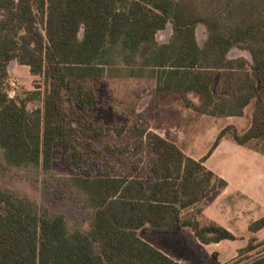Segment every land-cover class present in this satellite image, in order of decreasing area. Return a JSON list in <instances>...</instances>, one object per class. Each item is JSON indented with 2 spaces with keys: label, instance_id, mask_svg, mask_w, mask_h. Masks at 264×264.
I'll return each mask as SVG.
<instances>
[{
  "label": "trees",
  "instance_id": "16d2710c",
  "mask_svg": "<svg viewBox=\"0 0 264 264\" xmlns=\"http://www.w3.org/2000/svg\"><path fill=\"white\" fill-rule=\"evenodd\" d=\"M172 24L167 42L157 38ZM203 24L201 44L196 28ZM233 47L247 49L229 57ZM27 65L42 86L11 97L4 84L10 64ZM113 77L156 79L155 103H181L198 114L242 116L249 127L222 129L197 159L174 141L137 124L125 147L93 140L104 134L91 110L99 101L97 81ZM193 96L198 97L196 102ZM31 101L42 104L34 109ZM79 106L83 126L69 107ZM228 136L264 154V0H0V166L4 170L51 171L54 154L83 168L115 152L145 154L146 170L62 177L55 194H80L88 228H73L63 213L51 214L27 193L0 184V264H182L139 235L143 229L190 227L204 244L235 239L215 221L202 219L205 200L227 181L205 161ZM264 227V216L250 230ZM257 237L240 249L255 250ZM246 264H264V255Z\"/></svg>",
  "mask_w": 264,
  "mask_h": 264
},
{
  "label": "rangeland",
  "instance_id": "374dc122",
  "mask_svg": "<svg viewBox=\"0 0 264 264\" xmlns=\"http://www.w3.org/2000/svg\"><path fill=\"white\" fill-rule=\"evenodd\" d=\"M197 38L201 44L207 39V29L203 24L196 28ZM172 34V24L160 30L157 38L161 42H167ZM244 56L252 62V54L249 50L240 47H233L229 51V57L235 58ZM10 75L5 82V90L11 97L23 95L26 91L37 89L42 86L41 76L33 75L30 67L12 61L9 67ZM99 101L92 108L91 115L95 123L111 130L104 129V134L96 135L93 140L99 149L106 145L114 147H125L131 138V131L137 124H149L151 129L165 138L179 144L183 150L192 156L200 157L206 154L211 148L218 133L234 125L239 131L249 127L252 107L245 109L242 116L217 117L197 112L186 108L181 103H175L170 107H160L155 103L156 79L150 77H113L102 78L97 81ZM196 102L198 97L193 96ZM40 101L28 103L30 109L40 106ZM69 117L73 125L83 126L87 122L81 113L79 106L69 107ZM192 142L191 144H188ZM191 145L188 149L186 146ZM238 150L224 146L219 156L213 160L225 168L228 176H233L230 163L237 164ZM65 150H57L54 154V161L51 171H38L36 169L11 168L4 170L0 166V184L27 193L37 200L41 206L51 214L63 213L73 228H88V218L79 193L69 190L64 197L59 198L55 194L56 187L62 177L73 175H100L107 167L115 166L116 173H127L135 166L146 170L150 164L147 155H135L131 152L105 154L99 160L87 159L82 169H75L67 162ZM230 162V163H228ZM264 231L262 232V236ZM264 240V239H263ZM264 255V242L251 253H246L240 258L233 259L226 264H246Z\"/></svg>",
  "mask_w": 264,
  "mask_h": 264
},
{
  "label": "crops",
  "instance_id": "0c3cea01",
  "mask_svg": "<svg viewBox=\"0 0 264 264\" xmlns=\"http://www.w3.org/2000/svg\"><path fill=\"white\" fill-rule=\"evenodd\" d=\"M224 146L239 149L238 163L228 162L233 170L232 177L227 174L225 162L219 165L213 160ZM186 148L190 149L191 145ZM192 157L199 159L202 156ZM205 165L226 180L227 186L216 189L206 198L202 219L217 222L236 238L204 244L188 226L171 231L143 229L139 232L142 239L182 264H226L246 254L239 251L249 244L251 238L257 237V241L264 239V227L257 232L249 228L251 222L264 216V154L251 144H239L225 136L207 158Z\"/></svg>",
  "mask_w": 264,
  "mask_h": 264
}]
</instances>
